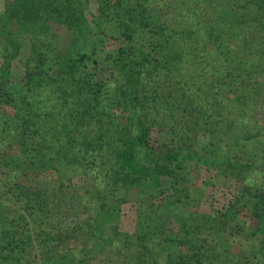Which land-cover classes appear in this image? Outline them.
Listing matches in <instances>:
<instances>
[{
    "label": "trees",
    "instance_id": "1",
    "mask_svg": "<svg viewBox=\"0 0 264 264\" xmlns=\"http://www.w3.org/2000/svg\"><path fill=\"white\" fill-rule=\"evenodd\" d=\"M159 1L102 0L88 24L82 0L7 1L0 264H87L119 241L133 264H264V163L245 154L246 145L264 144V0H178L180 14L162 19L154 18ZM50 19L89 40L54 66L35 38ZM181 38L194 42L176 56ZM200 40L212 48L198 51ZM26 47L24 74L15 76ZM46 174L59 190L39 181ZM217 178L235 187H217ZM133 189L144 199L136 231L126 234L121 204ZM157 202L179 217L174 238H155Z\"/></svg>",
    "mask_w": 264,
    "mask_h": 264
},
{
    "label": "rangeland",
    "instance_id": "2",
    "mask_svg": "<svg viewBox=\"0 0 264 264\" xmlns=\"http://www.w3.org/2000/svg\"><path fill=\"white\" fill-rule=\"evenodd\" d=\"M7 1L8 0H0V13L4 10ZM222 1H226V0H222ZM82 2H83L82 9L86 11L84 13L87 19V24L89 23V20L92 19L93 16L98 20V18L101 16V13L103 12L102 9L104 7V3L102 2V0H82ZM158 3L160 9H158L157 12H159L160 14L155 15L154 18L159 17L160 19H162L163 17L165 18V15H171L173 17L174 15H179L180 14L179 11H181L182 9V5L178 2V0H160ZM45 25L48 29L47 32H45L44 36L38 34L35 36V38L38 43L37 48L43 54H45L46 58L48 59L47 63L49 66H54L55 62L60 64L62 61L71 60L80 52V48H82L84 43L89 42L88 37L87 39L83 38L82 35L78 33H74L73 31L68 29L65 25L59 23L56 20L50 19L46 22ZM243 36H241L237 40V42H235V44L239 46L238 49H241L244 44ZM106 41H108V43L111 42V38L106 39ZM193 42H194L193 40H188L187 38L178 39L177 41L174 42L175 47L172 49L171 52H173L174 54H176V56H178L179 54H181V51L182 53L185 51L186 46H192ZM1 44H3L2 38H0V48H1ZM40 44H44V45L40 46ZM261 44H263L262 36H260L258 41L255 42L256 46H259ZM204 45L212 48L213 43L209 40L208 41L200 40V44L198 46V48L200 49H198V51H200L201 48L204 47ZM233 48L236 49V47ZM28 50L29 48L26 47L23 50L20 58H18L15 61V63H13V67H14L13 72L15 76H19V77L23 76L24 74L23 61H25V59L28 56ZM167 50L168 49L166 46V52ZM168 55H170L169 51H168ZM97 59L103 64V56L102 57L100 56ZM110 75L111 73L108 72V74H106L107 77H101V76L98 77L105 79L110 77ZM167 81L168 80L166 78L163 81V83L165 84ZM1 148L3 150H8L5 148L4 144L1 146ZM12 152L13 151L6 152L5 160L9 161V159L12 156ZM245 154L247 156V159L253 160L252 162L256 164L264 163V144L252 143L246 145ZM46 175L47 177L44 178L39 177L40 179L39 181H41V183L44 186L48 187L51 190H55V191L59 190V184L56 183V181H53L56 179L51 177V174H46ZM197 177L198 176H196L195 180L193 181V186H195V189H200L202 186L200 185V182H198L199 180ZM27 179H25L24 182H28L32 184L33 181L32 177H29ZM216 185L217 187H226V189L228 188L233 189L235 187V185H233V181L226 180L224 178H217ZM196 197H198L197 203H199L202 206V208L200 207V211L208 212L207 206L205 205V199L203 193H201L200 195L196 194ZM143 199L144 198L140 194V191L133 189L130 190L126 198L128 202L127 205L124 206L125 203L121 204V208H123L124 210L123 213L126 212L124 215H122L120 222V229L123 233L134 234V232L136 231L137 220H138L137 210H138V206L140 205L139 202ZM5 203L11 206V208L15 206L14 201H11L10 203L6 201ZM130 209H133L134 213H132ZM176 218L179 217L178 215H176L175 211L173 210V206H171L170 204H166L165 202L155 203L151 215V220H152L151 226L155 238L158 240L168 237L174 238L176 233H178V227H179L178 225L179 222L176 220ZM170 247L171 249L174 248V246L171 245ZM113 248L115 249L108 250L104 255H101L99 257H94L92 259L91 258L88 259L87 264H133L128 261H125L124 258L125 245H122V243L119 241V245L114 246ZM234 250H237V246ZM62 252H67V249L65 248L62 249ZM128 253L131 254L134 253V251L130 250L128 251ZM227 256H228L227 254H224L222 260H225ZM82 258L84 257L82 256Z\"/></svg>",
    "mask_w": 264,
    "mask_h": 264
}]
</instances>
